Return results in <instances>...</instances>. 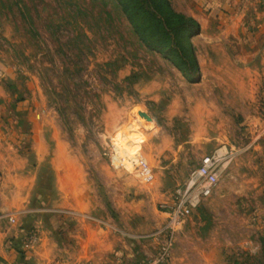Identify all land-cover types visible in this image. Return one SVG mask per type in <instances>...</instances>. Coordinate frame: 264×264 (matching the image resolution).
<instances>
[{"label":"rangeland","instance_id":"rangeland-1","mask_svg":"<svg viewBox=\"0 0 264 264\" xmlns=\"http://www.w3.org/2000/svg\"><path fill=\"white\" fill-rule=\"evenodd\" d=\"M168 2L188 16V0ZM195 37L193 56L200 46ZM190 86L139 38L116 0H0L5 197L24 196L10 184L19 180L15 173L29 170L31 205L58 207L62 169H86L87 179L100 183L114 176L91 170L111 169L131 191L129 203L107 208L109 228L139 235L152 249V234L164 221L160 203L202 155L226 143L232 156L212 194L186 219L177 264H264V129L251 132L230 113L234 123L210 129L222 137L216 143L191 142L195 131L178 127L169 112L180 95L187 103ZM196 87L195 94L207 90ZM136 156L151 165L152 183L137 177Z\"/></svg>","mask_w":264,"mask_h":264},{"label":"crops","instance_id":"crops-1","mask_svg":"<svg viewBox=\"0 0 264 264\" xmlns=\"http://www.w3.org/2000/svg\"><path fill=\"white\" fill-rule=\"evenodd\" d=\"M188 1L187 14L199 24L193 36L200 46L191 58L190 76L174 67L195 87L190 86L186 104L180 95V101L173 99L168 111L179 121L178 127L195 131L191 142L199 145L222 138L213 136L210 129L234 123L230 113L239 114L241 124L251 132L264 129V0ZM197 46L192 45L193 51ZM202 84L205 93L195 94L196 86ZM262 139L264 143V136ZM8 171H0V264H141L152 255L153 247L147 248L139 235L134 239L132 234H116L109 228L113 218L107 208L129 203L131 191L116 182V171L91 170L94 175L108 172L114 176L100 183L88 180L86 169H62L58 207L31 205L27 196L35 190V175L29 170L15 173L19 180L10 184L13 192L24 196L5 197ZM162 213L164 223L166 214ZM184 226L185 222L176 233L170 264H177L176 252L187 235ZM32 228L39 238L28 245L26 237ZM152 243L154 246L153 238ZM184 260L186 257L181 258Z\"/></svg>","mask_w":264,"mask_h":264},{"label":"built area","instance_id":"built-area-1","mask_svg":"<svg viewBox=\"0 0 264 264\" xmlns=\"http://www.w3.org/2000/svg\"><path fill=\"white\" fill-rule=\"evenodd\" d=\"M231 156L232 152L226 143L219 145L202 155L197 166L189 171L181 183L173 187L168 198L160 203L166 219L152 234L155 240L153 253L141 264L168 263L176 233L193 211L212 194L221 169ZM133 162L137 177L143 183H152L154 171L149 162L142 156H136ZM9 220L12 218L9 217ZM38 238L37 230L30 229L26 237L27 244L34 245Z\"/></svg>","mask_w":264,"mask_h":264},{"label":"trees","instance_id":"trees-1","mask_svg":"<svg viewBox=\"0 0 264 264\" xmlns=\"http://www.w3.org/2000/svg\"><path fill=\"white\" fill-rule=\"evenodd\" d=\"M134 32L162 53L185 77L194 67L191 36L198 22L171 8L168 0H116Z\"/></svg>","mask_w":264,"mask_h":264}]
</instances>
